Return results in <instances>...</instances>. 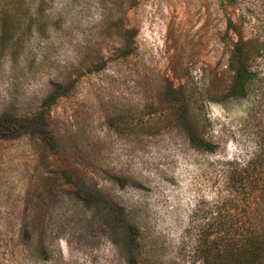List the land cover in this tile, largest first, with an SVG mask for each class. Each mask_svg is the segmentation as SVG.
Here are the masks:
<instances>
[{
	"label": "rangeland",
	"instance_id": "rangeland-1",
	"mask_svg": "<svg viewBox=\"0 0 264 264\" xmlns=\"http://www.w3.org/2000/svg\"><path fill=\"white\" fill-rule=\"evenodd\" d=\"M7 116L32 123L0 134V264H194L262 141L264 0H0Z\"/></svg>",
	"mask_w": 264,
	"mask_h": 264
},
{
	"label": "trees",
	"instance_id": "trees-1",
	"mask_svg": "<svg viewBox=\"0 0 264 264\" xmlns=\"http://www.w3.org/2000/svg\"><path fill=\"white\" fill-rule=\"evenodd\" d=\"M14 1V0H11ZM246 44H233L231 68L234 80L225 93L227 99L244 98L255 74L246 67L251 51ZM30 119L5 117L0 134L26 128ZM191 144L213 152L215 145L188 132ZM50 143L52 137L46 136ZM224 198L215 202V210L205 228L194 231L190 255L194 264H264V133L253 158L225 177Z\"/></svg>",
	"mask_w": 264,
	"mask_h": 264
}]
</instances>
